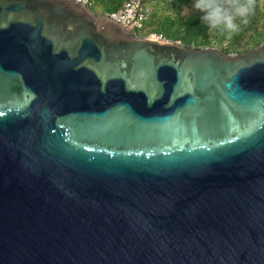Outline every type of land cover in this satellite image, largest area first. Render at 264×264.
<instances>
[{"label": "water", "instance_id": "95a60500", "mask_svg": "<svg viewBox=\"0 0 264 264\" xmlns=\"http://www.w3.org/2000/svg\"><path fill=\"white\" fill-rule=\"evenodd\" d=\"M0 264H264V41L0 0Z\"/></svg>", "mask_w": 264, "mask_h": 264}, {"label": "trees", "instance_id": "16d2710c", "mask_svg": "<svg viewBox=\"0 0 264 264\" xmlns=\"http://www.w3.org/2000/svg\"><path fill=\"white\" fill-rule=\"evenodd\" d=\"M128 0H94L95 7L101 13H113L120 10ZM195 0H145L152 3L147 8L145 29L141 35L163 34L171 42L180 43L189 48L216 47L228 54L247 52L260 46L264 41V0H245L252 5L248 22L242 24L240 31L230 38L225 34L210 31L202 23L201 13L186 14Z\"/></svg>", "mask_w": 264, "mask_h": 264}, {"label": "clouds", "instance_id": "9594fccd", "mask_svg": "<svg viewBox=\"0 0 264 264\" xmlns=\"http://www.w3.org/2000/svg\"><path fill=\"white\" fill-rule=\"evenodd\" d=\"M194 7L210 31L223 33L229 38L248 22L252 9L245 0H195Z\"/></svg>", "mask_w": 264, "mask_h": 264}, {"label": "built area", "instance_id": "2783aa9c", "mask_svg": "<svg viewBox=\"0 0 264 264\" xmlns=\"http://www.w3.org/2000/svg\"><path fill=\"white\" fill-rule=\"evenodd\" d=\"M83 4L90 10L95 6L94 0H75ZM145 0H128L124 6L113 13H97L108 16L113 22L119 24L123 28L133 32L138 37L148 38L156 42H169L163 34L150 33L142 36L141 33L145 29L147 20V10L144 4Z\"/></svg>", "mask_w": 264, "mask_h": 264}, {"label": "rangeland", "instance_id": "374dc122", "mask_svg": "<svg viewBox=\"0 0 264 264\" xmlns=\"http://www.w3.org/2000/svg\"><path fill=\"white\" fill-rule=\"evenodd\" d=\"M194 4H195V1H194V3H193V6L191 7V8H187L186 9V14L187 15H192V14H195V13H198L199 11L194 7ZM146 9L147 8H151L152 7V3H150V2H146ZM93 11L95 12V13H101L102 12V10H100V8L97 6V7H95L94 9H93Z\"/></svg>", "mask_w": 264, "mask_h": 264}]
</instances>
